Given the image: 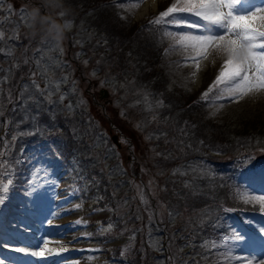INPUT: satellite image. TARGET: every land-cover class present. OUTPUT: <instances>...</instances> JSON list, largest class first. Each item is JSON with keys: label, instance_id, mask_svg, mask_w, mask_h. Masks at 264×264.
I'll return each instance as SVG.
<instances>
[{"label": "rangeland", "instance_id": "1", "mask_svg": "<svg viewBox=\"0 0 264 264\" xmlns=\"http://www.w3.org/2000/svg\"><path fill=\"white\" fill-rule=\"evenodd\" d=\"M96 1L99 2L66 0V4L73 9L71 17H76L81 10L98 7ZM151 1L120 0L113 7L79 15L80 25L87 32L71 28L62 43L55 46L32 38L25 27L26 14L33 7L29 2L39 4V0H0V12L10 10L8 17L12 15L16 22L9 29L0 26L3 33L0 38V156L14 140L6 138L7 124L15 125L17 135H24L32 143L28 144V156L17 160L25 173L22 179L32 206L21 209L28 211V216L16 215L31 222L54 207L65 210L64 222H71L76 229L70 237L79 249L77 257L72 259L75 264H234L237 257L247 259V264H261L264 213L258 204H246L239 198L241 209L225 210L211 226L197 221L198 211L187 201L188 193L195 199L206 200L202 198L205 196L218 205L233 202L227 195L233 191L238 197L242 192L264 196V157L221 169L212 159L222 158L217 154H223L226 148L215 151L214 143L208 145L217 153H209L212 157L187 159L169 168L173 160L166 154L170 149L175 150V146L172 142L168 145L166 138L173 126L169 131L163 123L172 116L187 117L183 105L188 106L190 99L195 98L193 102L211 120H207L209 128L215 130L218 128L214 125H223L220 132H233L241 147L242 140L248 138L254 144L250 147L254 155H261L264 153V91L233 100L227 95L221 96L219 88H213L202 99L218 74L222 58L208 59L198 81L199 76L192 75L196 72L192 60L185 58L188 54L166 35L193 30L165 23L160 24V31L149 22L173 0H157L154 11L138 16L141 7ZM133 3L139 7L129 10ZM120 4L124 7H119ZM105 32L111 42L129 40L136 35L145 39L146 32L147 41L155 43L163 58L160 68L159 63L153 66L159 77L156 84L150 78L152 72L139 73L140 79H135L139 76L137 73L133 76L126 71L127 79L122 83L116 79L117 70L104 65L100 71L94 70L101 62L90 59L88 48L93 47L91 41L98 46L105 43ZM27 51L31 53L30 58ZM96 55H99L97 49ZM145 69L151 71V68ZM11 76L19 78L20 90L10 83ZM88 81L96 88L95 98L90 100L85 96ZM99 90L107 92L105 100L99 98ZM177 95L180 105L174 103ZM56 99L59 105H55ZM198 135L195 133L192 137L198 138ZM46 142L57 146L70 164L56 154L51 155L53 149L47 146L44 151L48 155L38 154L37 149ZM91 174L93 180L86 176ZM220 175L226 177L231 187L217 195L211 186ZM178 197L185 200L184 208L188 211H174ZM196 203L201 207L205 202ZM111 204L117 210V223L112 211L107 210ZM154 211L156 218L165 223V232L155 229L150 234L149 229L145 237L141 230L143 218H146L145 226L149 225L155 217ZM209 221L207 218L204 223ZM119 224L132 233L126 236L120 234L126 230L116 232ZM234 235L242 238L234 239ZM205 242L208 247H202ZM213 243L215 247L211 246ZM48 248L55 250L51 245L42 250Z\"/></svg>", "mask_w": 264, "mask_h": 264}, {"label": "snow or ice", "instance_id": "2", "mask_svg": "<svg viewBox=\"0 0 264 264\" xmlns=\"http://www.w3.org/2000/svg\"><path fill=\"white\" fill-rule=\"evenodd\" d=\"M241 3L242 0H173L166 10L149 21L196 30L166 35L188 54L185 58L192 60L197 71L201 61L222 58L218 74L208 91L202 94V99H206L213 88H219L221 96L227 95L233 100L264 91V6L241 10ZM118 6L124 7L123 4ZM137 7L139 4L133 3L129 10ZM182 14L198 19L189 22ZM192 75L195 76L196 72ZM0 188L6 191L7 186L0 184ZM239 198L246 204H258L264 213V196L242 192ZM3 199L0 196V203ZM233 238L242 237L234 235ZM208 246L207 242L202 245ZM211 246L215 247V244Z\"/></svg>", "mask_w": 264, "mask_h": 264}, {"label": "trees", "instance_id": "3", "mask_svg": "<svg viewBox=\"0 0 264 264\" xmlns=\"http://www.w3.org/2000/svg\"><path fill=\"white\" fill-rule=\"evenodd\" d=\"M100 1V0H98ZM95 4V3H94ZM93 4V5H94ZM96 8H93V6L88 7V9L82 10L76 13V16L78 17L79 15L87 16L91 12L101 10L106 7H100L98 2L96 1ZM79 18V17H78ZM149 28H153L152 26H148ZM143 29L144 25H143ZM111 33V32H110ZM140 35V34H139ZM145 39H141L139 36H135L130 38L129 40H119L118 42H111V38L109 35L105 32V37L107 39V44L103 47H97V50L102 52L101 56V63L103 64L105 62L106 66L108 69H114L119 72H124L127 74L128 71H130L133 76H135L134 73H137L139 76H135V78L140 79V74L139 73H145L147 75L152 72V76L150 77L154 82L159 80V77L155 75L154 72V67L156 63H159L157 67H161L162 63V57L159 54V50L156 47L155 43L152 41L149 42L147 41V34L144 32ZM111 33V37H112ZM149 37V36H148ZM150 39V38H149ZM130 50V52H129ZM155 56V57H154ZM145 68H151V71H148ZM127 71V72H126ZM162 71H159L160 76L162 75ZM157 76V79H156ZM127 79V78H126ZM155 82V84H156ZM174 103L179 104V95L174 97ZM193 100H196L195 98L190 99L188 106L183 105L186 107L184 111H186L187 117H178L177 119L174 118L173 116L171 118H168L166 122L163 123V126L166 127L167 130L171 129L173 126V129L170 131V136L166 138L168 140V145L172 142L173 145L175 146V150H168L169 152L166 154L167 157L170 158V161L172 162V167L187 161V159H207L209 156V153L217 154L213 152L211 149L208 148L209 144H214V150L219 151L222 147L226 148V151L223 154H217L221 155L222 158H214L212 159L215 164L222 167H227L228 165L230 166H238L243 164L247 157H250L251 155H254L252 145H254L251 141H248V138L243 139L242 142V147L240 146V143H238V137L233 133V132H220L219 128L223 130V125H214V128L218 129H213L209 128L207 120H210L207 116H205L203 113L205 111L202 108H198L196 101L193 102ZM192 109V112H190ZM211 121V120H210ZM15 125L9 126L7 124L6 126V137L8 140H10L11 135L18 132V129L14 127ZM207 129L209 131H207ZM211 131V132H210ZM217 131V132H215ZM199 133L198 138L192 137L193 134ZM222 138V139H220ZM214 139H219L217 142ZM166 140V141H167ZM249 148V149H247ZM247 149V150H243ZM212 157V156H210ZM209 157V158H210ZM167 167L168 165L165 164ZM216 182L212 184V187H215L217 191V195H220V191L226 190L229 191L231 184L230 182L226 179V177L219 176L215 180ZM216 184V185H215ZM180 189V188H179ZM213 189V188H212ZM215 189H213L215 193ZM185 193V192H183ZM228 195L229 200L233 201L231 203H228L226 205L221 204H215L214 202H211L209 198L202 196V198L206 199L205 201H210V202H205L203 206L199 208V213H217L223 211L224 208H231V209H237L240 204L238 203L237 200V195L233 191L232 195ZM213 197V196H210ZM208 199V200H207ZM212 200V199H211ZM183 199L179 200V203H177V209L180 210L183 208L184 203ZM235 202V203H234ZM182 206V208H181ZM208 216L204 215V217H200L198 215L197 221H202L207 218Z\"/></svg>", "mask_w": 264, "mask_h": 264}, {"label": "clouds", "instance_id": "4", "mask_svg": "<svg viewBox=\"0 0 264 264\" xmlns=\"http://www.w3.org/2000/svg\"><path fill=\"white\" fill-rule=\"evenodd\" d=\"M41 7L44 11H41ZM71 5L66 0H39L26 14L25 27L32 38L51 42L59 46L65 38L67 31L72 28L70 20Z\"/></svg>", "mask_w": 264, "mask_h": 264}, {"label": "bare ground", "instance_id": "5", "mask_svg": "<svg viewBox=\"0 0 264 264\" xmlns=\"http://www.w3.org/2000/svg\"><path fill=\"white\" fill-rule=\"evenodd\" d=\"M255 0H252L251 3H254ZM246 0H242L241 4H245ZM157 7V0H152L150 3L147 2L145 3L141 9H140V13L138 16H144V14L150 12V11H154ZM183 15V14H182ZM187 17V19L189 20V22H195L198 18L190 16V15H185ZM206 62L207 60L201 61L200 62V66H199V71L196 70V75L199 76L198 77V81L200 79V77H202V72L206 69ZM26 250H22L20 251V254L25 255ZM28 255H30V252H28ZM234 264H246V261L244 259H237V261L234 262Z\"/></svg>", "mask_w": 264, "mask_h": 264}]
</instances>
